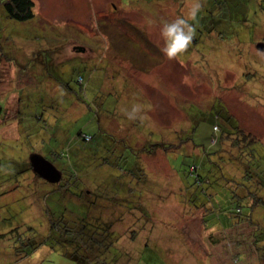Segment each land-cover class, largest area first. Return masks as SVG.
<instances>
[{
	"label": "rangeland",
	"instance_id": "obj_1",
	"mask_svg": "<svg viewBox=\"0 0 264 264\" xmlns=\"http://www.w3.org/2000/svg\"><path fill=\"white\" fill-rule=\"evenodd\" d=\"M3 1L0 264H77L68 255L71 244L62 242L74 234L52 231L49 216H63L64 222H56L67 225L111 223L116 242L100 258L110 264H264V204L255 208L254 224L227 230H206L203 210H197L201 201L211 202L213 211L230 206L243 189L264 200V187L256 189L254 181L256 173L264 179V50L258 46L264 37V0L223 1L233 14L220 23L231 32L227 46L212 41L206 53L180 59H168L160 51V25L181 16V9L186 13L187 0H156L151 7L142 0L137 6L127 0H34L36 14L26 21L10 18ZM149 19L155 23L149 25ZM235 36L244 50L240 59L230 49ZM128 38L145 56L126 44ZM149 55L156 63L144 68ZM217 64L229 69L220 70ZM133 105L140 107V123L125 114ZM217 113L221 117L216 121ZM230 115L232 124L256 136L242 152L251 167L249 176L234 162L238 159L232 150L223 153L228 163L218 155L213 163L210 155L201 157L204 147H222L212 146L213 124L228 127ZM130 122L141 128L135 133L142 144L151 129L150 144L163 139L172 145L169 129L182 127L197 149L189 144L187 150L184 145L167 152L162 145L150 154L147 149L156 144L140 149L124 134L120 125ZM81 132L92 140L80 138ZM187 151L203 159L210 179L189 204L185 198L191 201L189 193L196 187L183 190V168L193 159L185 156ZM34 154L65 167L59 183L30 167ZM209 186L215 192L211 201L210 192H203ZM13 230L46 241L21 257L14 252ZM233 233L242 235L237 243H231ZM227 234L230 242L223 239ZM255 235V249L246 248Z\"/></svg>",
	"mask_w": 264,
	"mask_h": 264
},
{
	"label": "trees",
	"instance_id": "obj_2",
	"mask_svg": "<svg viewBox=\"0 0 264 264\" xmlns=\"http://www.w3.org/2000/svg\"><path fill=\"white\" fill-rule=\"evenodd\" d=\"M143 1H148V5H150V7L152 3H154V6H155L157 2L156 0H142V2ZM179 1L181 4L183 3V0H179ZM223 1L225 0H200L202 4V8L199 14L197 15L195 19H189L188 21L191 25L196 24L193 27L194 28L193 40L190 46L188 47V49H186L185 52L183 53L182 57H187L188 55H191V52L192 53L198 52L200 54L206 53L212 47V45L208 46L209 43L212 41L217 42V44H224L225 42H227V38L229 39V37H227L226 34L231 33V32L226 31L227 27L223 28L222 26H220V23H222V18L233 16V14H228L226 6L223 5L224 3ZM139 2L140 0L139 1L138 0L125 1V3H134L135 6H137L136 4H138ZM187 3H188V0H187ZM3 4L7 12V15L10 18H13L18 21H26V20L32 19L34 18L36 14L34 0H5L3 1ZM179 13L181 14V16L185 15L182 9L179 11ZM216 24L218 26H216ZM232 40H236L237 43L234 44L233 47H231L230 49L234 51L235 58L240 59L242 52L244 51L241 41L238 39V37L236 38V36L232 37ZM130 42L131 40H129L128 38L126 41V44L135 46L134 48H136V50L138 48V51L140 52V54L143 53V55L145 56L146 54L145 50L144 51L141 50L139 48L140 45H138V43H134V41L131 43ZM260 43H264V37L260 40ZM224 46H227V45L224 44ZM214 48H215V45L213 46V49ZM118 50L120 49L118 48ZM135 58H139V57L137 56ZM156 60L157 59L154 55L152 56L149 55L146 58L145 60L146 62L143 64V67L145 68V65L155 64ZM217 66L220 67L218 68L220 70L229 69L226 64H217ZM82 80L83 78L81 79V81ZM3 114H4V117L2 116ZM5 114H6L5 108L0 104V119L1 120L6 119ZM231 115L233 116L232 113ZM231 115L228 116L226 119L227 122L229 123L228 127L222 128V126L218 122H215L213 124V129H212L213 133L210 137L212 146H217V144H222V147L217 148V149L208 148V150H206V148L204 147L201 153V157L204 159L205 154L208 157L210 155V162L213 163L212 159H215L214 157L218 155L216 156V159H219L220 162L228 163L229 161L225 158L223 153H225L228 150H232L229 152L238 159L237 161L234 160V162L241 164L242 173L247 172V176H249V174L251 173V167L248 165L247 162H244L242 158L243 157L242 152H243V148L247 146L246 145L247 141L248 140L250 142L255 141L256 136H254L250 131H247L246 129H244V127L232 124ZM141 117L143 116L139 115L137 116L136 119H134L135 121L134 120L133 121L140 123ZM220 117H221V114L217 113L215 115L216 121ZM146 121L148 120L146 119ZM134 122L132 123L130 122L128 125L121 123L120 127L123 129L124 134L130 139H133V142L136 144L137 147L142 146L140 149H143L147 145H155L156 143L150 144L149 142L150 134L154 133L151 131V129H149L148 133H145L147 134V140L143 144L139 142L140 140L138 139L135 132L141 133V128L136 126ZM143 122H144V119H143ZM146 124L148 127H150L148 123ZM146 124L143 123V126L146 127ZM179 128H180L179 130H177V127H175L174 129L173 128L169 129L173 137L172 138L173 146L172 145L167 146L166 144H164V141L162 139L163 136H162L160 137L162 140L156 144V147L151 150L147 149V152H149L150 154H153V152H155L157 149H161L163 147H164V150H166L167 152L174 151L178 147L184 146V145H185L184 147H186V150H187V146L189 144L192 145L190 146L192 147L193 150L197 149L198 145L197 144L195 145V143L191 142L194 140L191 137L185 136V133L188 132V130L182 127H179ZM78 136H80V138H82L85 141L92 140V136L90 134H84L81 132L79 133ZM190 139L192 140L190 141ZM162 145L164 146L162 147ZM169 147L171 148L169 149ZM187 152L188 153L185 156L191 157V159L192 158L193 159L191 160L189 164L186 165V167L183 168L184 178L182 180L185 181V184L183 181V190L185 191V187L188 190H190V188L192 187L194 188V186L196 187L194 188L195 189L194 191H190L189 193V195H193L192 197L193 200L190 198L191 201H189L188 199L185 198L186 203L189 204V202H194L197 199L196 194H197L198 189L202 186H205L207 183H209L210 179L208 178L209 176L205 173V171H203L204 163L201 162V160L203 161V159H200V160L194 159L195 157H192V153H190L189 151ZM139 163H141V166H142V160H140ZM215 164H216V167L221 169V166L220 164H218V162H216ZM30 167L34 169L32 163L30 164ZM64 168H65L64 166L61 168H58L61 172V177L59 181H57L58 183L63 178ZM135 168H137L138 170H141L139 168V165H137ZM74 173L75 172H73V174ZM258 176H260V174L256 173V177H254L255 186H256V189L257 188L262 189L264 187V183H263L264 179L262 180V177L260 176L261 178H258ZM250 177L252 178L253 176H250ZM57 182H53V183H57ZM63 188H66V187H63ZM206 190L210 192L211 194L209 196V201H211L212 199L211 196H213V193L215 192L211 189L210 186L208 188L206 187V189H203V192H206ZM235 195H236V198L234 197ZM234 196H233L234 199L232 200V203H231L232 205L230 204H229L230 206H227V205L220 206L219 205L217 208H215L216 210L214 211H213V208L210 206L211 202L207 203L206 201L204 203V201H201L199 203L197 210L199 208L203 210L202 218H203V221L205 222L206 230L209 228L212 229V227H216L214 228V230H217V229L219 230V228L221 227L227 230V229H230L232 226L235 227L236 225L246 223V222H250V224H254L253 222L254 217H255L254 210L257 206L264 204V200L262 198H258V196L254 194V192H252L250 189H243L241 195L234 194ZM137 207L144 210L143 205L141 203H139ZM144 216L148 217L146 213L144 214ZM212 216H214V218ZM53 217L49 216V221H53L50 223V228L52 229V231L56 230L61 233L67 231L69 232V235H71V233L74 234L70 236V239L65 238L62 240V242L63 243L69 242L71 244L72 250L68 251V255L73 260H75L77 264H110V262H108L107 260L104 262L100 261V258L103 255H105L113 247V245L116 242L115 233L110 226L111 223H102V224H97L96 226H94V225H91L90 222L83 220L80 223H75L73 225H67L66 223H63L65 221L63 219V216L57 218V220L53 219ZM209 218H213V221H209ZM56 221H63V222H56ZM256 228L257 226L255 225L254 231L258 230L259 225H258V228L257 229ZM30 229L32 230L33 228L30 227ZM12 235H13V238H15L13 240L14 241V244H13L14 252L18 256H21V257L24 256V254H26L28 249L35 250L37 247L44 244L46 241V238L40 237L37 234H32V233L29 236L23 237L22 234L18 232L17 230H13ZM241 236L242 235H234L233 233L231 237L234 239V241H232L231 243H237V241H239V239L242 238ZM255 237L253 241L252 240L249 241V242L252 241L253 245H247L245 246L246 248L249 246L253 248L252 250L255 249L256 243L259 239L257 238L256 235ZM226 238L230 242L231 238L229 237V234H227L225 238L223 239H226ZM94 252L95 254H93ZM238 255H242V254L237 253V256ZM256 255L258 256V253H256Z\"/></svg>",
	"mask_w": 264,
	"mask_h": 264
},
{
	"label": "clouds",
	"instance_id": "obj_3",
	"mask_svg": "<svg viewBox=\"0 0 264 264\" xmlns=\"http://www.w3.org/2000/svg\"><path fill=\"white\" fill-rule=\"evenodd\" d=\"M187 11L184 16H178L171 21H162L160 25V35L164 41V46L160 51L168 59H180L186 49L190 46L194 28L188 22L189 19H195L199 14L202 4L200 0H188ZM149 25L155 23L149 19ZM140 112L138 105H133L130 111H126L128 119L134 120ZM142 118V117H141Z\"/></svg>",
	"mask_w": 264,
	"mask_h": 264
},
{
	"label": "water",
	"instance_id": "obj_4",
	"mask_svg": "<svg viewBox=\"0 0 264 264\" xmlns=\"http://www.w3.org/2000/svg\"><path fill=\"white\" fill-rule=\"evenodd\" d=\"M259 48L264 50V43L258 44ZM34 170L43 178L50 182H57L61 177V172L57 166L40 154H34L31 159Z\"/></svg>",
	"mask_w": 264,
	"mask_h": 264
},
{
	"label": "crops",
	"instance_id": "obj_5",
	"mask_svg": "<svg viewBox=\"0 0 264 264\" xmlns=\"http://www.w3.org/2000/svg\"><path fill=\"white\" fill-rule=\"evenodd\" d=\"M239 76L241 77V74H239ZM214 228H216V227H212V230H214ZM209 229H211V228H209ZM214 235L216 234V233H213ZM214 238V237H213ZM166 256V255H165Z\"/></svg>",
	"mask_w": 264,
	"mask_h": 264
}]
</instances>
